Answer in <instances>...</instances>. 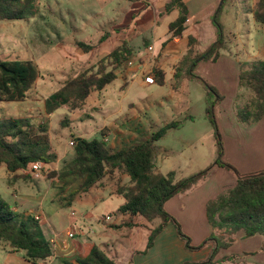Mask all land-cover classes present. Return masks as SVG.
I'll list each match as a JSON object with an SVG mask.
<instances>
[{
    "label": "crops",
    "instance_id": "crops-1",
    "mask_svg": "<svg viewBox=\"0 0 264 264\" xmlns=\"http://www.w3.org/2000/svg\"><path fill=\"white\" fill-rule=\"evenodd\" d=\"M77 1L81 3L91 2L90 0ZM172 1L176 0H96V4L92 3V7L98 8L95 15L101 17L106 13L104 12L106 9V11H110L111 8L110 14L113 17L105 26L109 30L103 32L98 38L96 37L94 43H97L106 34L108 37L90 53L83 54L91 56L99 54L98 57L100 56V59H102L108 57L112 51L124 43H128L133 53V57L129 59L134 62L133 65L127 66L125 62L123 69L116 71L118 78L122 81V95L118 99L121 101V105H116V101L111 100L112 96L107 97L108 100L104 104V109L108 111V119L112 120L114 116L123 114L124 102L122 101L127 98L130 91L155 92L154 88L156 86H167L166 96L163 95L160 102H148L144 105L142 104L143 100L136 103L131 101L128 103L130 112L123 114V116L115 121L113 120L110 125L106 126L109 131H107L104 141L108 140L107 145L112 152L128 149L148 140L154 132L170 122L183 121V126L170 130L165 138H169L172 132V134H176L174 132L185 129L187 125L197 123V117L192 113L193 103L190 99L195 82L200 91L202 90L205 93V99H207V91L204 86L206 83H212L210 85L220 91L223 100L220 102L221 104L215 107V114H219L221 123L231 124L234 122L235 117L233 118V116L236 113L234 102L240 92L238 91L240 61L235 58L236 55L231 51L230 44H227L228 49L222 52L217 62H203V64L200 62L202 65L200 68L196 67L194 78H189L188 73L185 70L180 71L179 68L180 63L186 58L191 49L189 41L191 37L196 40L194 56L204 54L218 42L219 27L216 24V17L224 2L221 5L222 0H177L185 5L188 19L187 29L182 36L174 37L169 28L170 24L180 16V10L177 7L172 8L170 11L167 10L168 4ZM250 3H246L243 8L247 15L245 20L252 28L257 27L262 30V27L256 23L252 13L254 1L252 0ZM233 5L234 1L228 0L221 14L226 13L229 15L230 10L225 11V8H232ZM173 15L174 18L169 19ZM236 16L238 22L239 17ZM165 19L168 23L167 32L161 33L160 28ZM241 28L242 26L235 25V32L229 30L230 38H232L231 43L238 45L239 51H242L246 58V62L264 60V49H260L253 56L250 54L249 45L245 43L242 46L240 45L241 33L243 32ZM149 47H153L154 50L149 51ZM157 67L165 75L163 84L158 81L153 85L146 83V77L154 75V72L159 70ZM166 67L170 69V80H167ZM227 74L236 77V83L233 84L232 82L231 91L226 86L228 84ZM204 116L206 119L208 118L207 110ZM263 122L264 119L261 123ZM176 141L175 146L172 144L165 145V147L157 145L159 152L156 155L155 165L157 172L162 174L174 172L178 180L181 178L180 174L184 169L196 159L195 154L188 155L187 150L198 147L197 145H201V143L203 144L201 146H204V142L197 139L193 142L183 139H177ZM49 165L51 164H45L43 167ZM213 171L217 174L209 183L202 180L191 191L175 196L165 206L166 210L179 221L184 233L192 239L193 246L201 245L213 232L207 218L208 202L225 189L234 187L237 184V179L226 169L217 166ZM111 176H113V179ZM111 176H106L90 191L78 194L70 202L69 205H72V209L81 214L79 218L77 217L78 222L86 228V230L75 232L76 238L72 240L66 238L65 231L59 234L55 232V227L62 225L65 221H69L71 224L74 222L73 214H68L66 208L54 202L56 198L52 200L51 213L48 214L45 208L41 206L44 202L43 197L39 201V208H35V210V203L38 199L31 194L21 193L18 195L14 210L40 217L39 221L46 240L49 241L50 238L57 236V244L53 247V250L55 249L54 257L47 262H41V264H55L57 258L75 263L77 258L86 257L95 245L105 250L117 264H183L188 261H204L209 257L210 247L199 252L187 250L185 242L179 237L173 224H169L165 231L157 237L151 249H148V240L151 229L155 227L154 223L150 224L137 217L134 218L133 222L140 226L116 228L121 223L118 220L123 217L120 208L126 202L118 194V190L123 185H129L130 177L120 175L118 172ZM116 197L122 199L117 206L118 218L112 223H108L105 218L110 214L107 213L104 219L99 220V223H103L100 230L93 234V230L91 229V231L89 228L90 233H88L89 222L94 218H99L104 210L108 212V206L111 205L110 200ZM88 207H91L90 211L87 210ZM125 217V222L131 221L130 215ZM43 219L46 224L42 223ZM236 239L234 246L220 251L218 259L241 255L242 258L239 259V264H264V254L260 252L264 241L263 236L257 235L245 238L244 233L240 232ZM0 264L34 263L25 259L22 252H16L8 245L0 243Z\"/></svg>",
    "mask_w": 264,
    "mask_h": 264
},
{
    "label": "trees",
    "instance_id": "trees-1",
    "mask_svg": "<svg viewBox=\"0 0 264 264\" xmlns=\"http://www.w3.org/2000/svg\"><path fill=\"white\" fill-rule=\"evenodd\" d=\"M26 2L23 6L22 3ZM228 0H224L217 17L219 27L218 42L204 54L194 56L196 40L190 38V51L180 63V71L185 70L189 78L195 77V69L200 62H217L222 52L228 49V43L223 34V28L218 17ZM252 13L256 23L264 28V0H253ZM34 0H0V20L18 21L33 18ZM177 7L180 10L178 19L170 24V33L174 37L182 36L187 29L188 12L180 1H172L167 10ZM108 35L102 36L97 43L78 41L76 46L85 54L97 48ZM194 56V57H193ZM133 57L128 45L124 43L112 51L107 58L112 59L113 69L101 68L97 72L88 70L65 82L64 86L51 96L47 104V114L51 115L63 105L73 109L81 108L94 92H103L117 80L116 71L127 60ZM201 60V61H200ZM155 80L163 84L165 75L162 71L154 72ZM41 77V69L33 60H8L0 58V102L25 101L29 92L36 86ZM207 116L215 126V136L221 145V133L215 115V107L223 97L212 85L206 83ZM239 86L252 95L250 101L242 108L236 106L237 117L243 124H255L264 119V60L240 63ZM242 96V95H241ZM214 117V121H213ZM183 126V121L170 122L154 132L151 137L128 149L112 152L104 142L102 135L91 140L74 139V155L63 163L56 174L60 190L78 184V189L71 193L70 202L79 193H85L95 187L108 175L118 172L130 177L129 185L119 188L118 194L125 199L120 208L124 215H130L131 221L124 222L116 228L138 227L134 218L140 217L152 224L161 222L151 229L148 249H151L157 237L165 231L169 224L177 229L179 237L185 242L187 250H202L210 247L209 257L200 262L183 264H239L241 255H232L218 259L221 250L235 245L238 233H244L245 238L257 235L264 237V171L242 176L231 164L222 157L205 170L192 174L181 180L176 179V173L162 174L156 171L157 143L166 137L172 129ZM58 159L51 152V143L45 135L32 133L29 119H0V166L6 164L11 174L29 170L33 164H52ZM233 172L237 179L234 187L218 194L207 204V218L212 234L199 246H193L192 239L186 235L179 221L166 210V203L179 194L191 191L202 180L208 178L215 167ZM26 177L32 176L29 173ZM71 204V203H69ZM70 206V205H66ZM0 242L8 245L16 252H22L25 259L41 264L54 257V251L46 240L42 225L36 216L18 212L0 194ZM264 254V241L260 249ZM251 255V254H246ZM61 264H117L108 253L95 245L91 252L83 258H77L75 263L60 259Z\"/></svg>",
    "mask_w": 264,
    "mask_h": 264
},
{
    "label": "rangeland",
    "instance_id": "rangeland-1",
    "mask_svg": "<svg viewBox=\"0 0 264 264\" xmlns=\"http://www.w3.org/2000/svg\"><path fill=\"white\" fill-rule=\"evenodd\" d=\"M34 1L35 17L18 21L0 20V58L33 60L41 69V77L36 86L29 92V96L25 101L0 102V119H29L32 133L45 135L51 143V152L57 153L59 157L55 163L39 168L36 174L30 177H26L27 174L22 171L19 174H11L6 164H2L0 166V194L13 208L17 204L18 195L21 193L31 194L38 199L34 209L39 208V201L43 197L44 202L41 206L45 208L48 214L51 213L52 200L56 198L54 202L66 208L68 214H73L74 222L72 224L69 221H65L62 225L55 227L56 233L59 234L65 231L66 235L68 230L74 232L86 230L77 220L81 214L72 209V205L66 206L70 203L71 191L78 189V184L65 190H60V184L55 174L61 170L66 160L73 157L74 146L71 145V142L75 139L74 137L91 140L104 136L109 131L106 127L107 125H110L113 120H117L123 114L130 112L129 102L133 101L136 103L143 100L142 104L144 105L148 102H160L163 95L166 96L167 86H156L154 88L155 92L130 91L127 98L122 101L124 102L123 114L114 116L112 120L108 119V111L104 109V104L108 100L107 97L112 96L111 100L116 101V105H121V101L118 100L122 95V81L120 78H117L103 92H94L79 109H73L70 105H63L53 114H47V104L51 96L59 91L66 81L88 70H93L95 73L101 68L107 69V71L113 69L112 59L107 58V56L100 59V56L98 57L99 54L84 55L76 46L79 40H85L87 43L92 42V40L95 41L98 36H101L103 32L109 30L105 26L113 16L110 14L111 8L110 11H106V9L104 11L106 13H102L101 17L95 15L98 8L94 6L93 8L92 3L96 4V0H90L91 2L86 3H81L77 0ZM233 1L234 5L231 6L232 8H225V11L230 10L229 15L226 13L220 14L218 20L223 28L226 42L228 45L230 44L231 51L236 55L235 58L239 59L241 63L246 62V58L243 52L239 51L238 45L231 43L232 38H230L229 30L235 32V25L242 26L243 32L241 33L240 45L242 46L243 43L249 45L250 54L255 56L260 49H264V28L262 27V30L257 27L252 28L245 20L247 15L243 8L246 3L251 4L250 1L252 0ZM25 4L26 2L24 1L22 5L24 6ZM236 15L239 17L238 22ZM172 18H174V15L169 19ZM226 19L227 21L225 22ZM167 27L168 23L165 19L162 22L160 32H167ZM248 62H253V60ZM201 63L203 64V62ZM201 63L198 64V68L202 65ZM122 67L123 65L118 68V71H121ZM157 69L160 70L159 67ZM165 69L168 72L167 80H170V69L168 67ZM235 78L232 74H227L226 76L228 82L226 86L229 91L232 90V82L233 84L236 83ZM193 87L194 90L191 92L190 99L193 103L192 113L196 115L198 122L187 125L183 130L174 132L176 134H172V132L169 138H164L157 143L160 147H165V145L171 144L175 146L177 139L192 142L197 139L204 142V146H201L203 145L201 143V145H197L198 147L187 150L188 155L194 153L196 159L184 169L180 174L181 178L178 180L207 169L221 157L224 162L231 164L242 176L264 171V122L261 123L260 121L246 125L239 121L237 113H235L233 116V118L235 117L234 122L224 124L221 123L219 114L213 115L218 123L222 138L223 151L220 154V146L215 136V126L211 119H206L204 116L207 106V99L204 97L205 93L202 90L200 91L196 82ZM216 90L220 93L217 88ZM238 91H240L239 96L236 97L234 105L236 104V106L242 108L251 100L252 95L249 91L241 89L240 86H238ZM105 138L106 135L103 140ZM104 142L106 144L109 143ZM157 152H159V149ZM228 172L236 178L233 172ZM216 174L213 171L208 178L204 179L205 183H209ZM111 177L113 179V176ZM55 193L57 194L55 195ZM121 201L122 199L119 197L112 198L110 200L111 205L108 206V212L104 210L99 218L92 219L89 222L87 232L90 233V228V230H93V234L97 233L103 226V223H99V220L104 219L107 213L110 214L107 217L111 218L109 221L107 217L105 218L108 223H112L118 218L117 206ZM21 210L24 211L22 208ZM87 210L90 211L91 207H88ZM122 216L118 220L121 223L125 222V216L127 215L122 214ZM160 222V220L155 221L154 226H157ZM42 223L46 224V221L43 219ZM56 237H52L55 242L54 245L57 244ZM66 238L69 240L75 239L76 233L73 237L66 236ZM0 243L6 245L2 242ZM199 251L201 250L192 252ZM55 264H61L60 258H57Z\"/></svg>",
    "mask_w": 264,
    "mask_h": 264
},
{
    "label": "built area",
    "instance_id": "built-area-1",
    "mask_svg": "<svg viewBox=\"0 0 264 264\" xmlns=\"http://www.w3.org/2000/svg\"><path fill=\"white\" fill-rule=\"evenodd\" d=\"M153 50H154L153 47H149V51H153ZM133 63H134V62H133L132 60H128V61L126 62V65H127V66H132ZM145 81H146V83H148V84H150V85H153V84L156 83V80H155V78H154L153 75H149V76H147L146 79H145ZM106 142H108V140H106ZM71 145H72V146L75 145V141H74V140H72ZM43 166H44V164H41V163H35V164L32 165V167H31L29 170H27V171H23V172H24V173H29V174H31V175L33 176V175L36 174V172L39 170V168H42ZM36 219L40 220V218H39L38 216L36 217ZM107 220L109 221V220H111V218H110V217H107ZM74 235H75V232L72 231V230H68V231L66 232V236H67V237H73ZM49 243H50L51 247L53 248L55 242H54V240H52V238L49 239Z\"/></svg>",
    "mask_w": 264,
    "mask_h": 264
},
{
    "label": "water",
    "instance_id": "water-1",
    "mask_svg": "<svg viewBox=\"0 0 264 264\" xmlns=\"http://www.w3.org/2000/svg\"><path fill=\"white\" fill-rule=\"evenodd\" d=\"M224 0H222L221 5L223 4Z\"/></svg>",
    "mask_w": 264,
    "mask_h": 264
}]
</instances>
